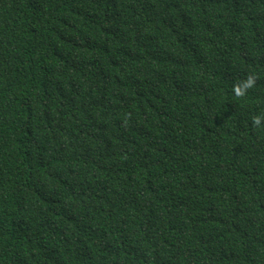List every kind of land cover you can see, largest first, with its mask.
<instances>
[{
  "label": "trees",
  "instance_id": "trees-1",
  "mask_svg": "<svg viewBox=\"0 0 264 264\" xmlns=\"http://www.w3.org/2000/svg\"><path fill=\"white\" fill-rule=\"evenodd\" d=\"M258 115L264 0H0V264H264Z\"/></svg>",
  "mask_w": 264,
  "mask_h": 264
},
{
  "label": "clouds",
  "instance_id": "clouds-1",
  "mask_svg": "<svg viewBox=\"0 0 264 264\" xmlns=\"http://www.w3.org/2000/svg\"><path fill=\"white\" fill-rule=\"evenodd\" d=\"M257 80L258 77L255 74H248L242 82L233 85L232 91L237 97H244L248 90L256 86ZM262 120H264V116H254L251 122L252 126L254 128L260 127Z\"/></svg>",
  "mask_w": 264,
  "mask_h": 264
}]
</instances>
